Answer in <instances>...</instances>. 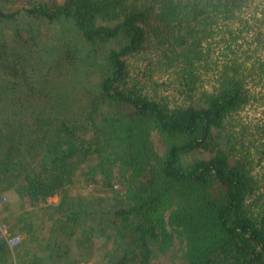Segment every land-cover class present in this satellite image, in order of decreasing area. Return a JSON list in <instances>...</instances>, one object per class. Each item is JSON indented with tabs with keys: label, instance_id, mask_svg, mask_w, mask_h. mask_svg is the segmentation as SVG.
Instances as JSON below:
<instances>
[{
	"label": "trees",
	"instance_id": "trees-1",
	"mask_svg": "<svg viewBox=\"0 0 264 264\" xmlns=\"http://www.w3.org/2000/svg\"><path fill=\"white\" fill-rule=\"evenodd\" d=\"M256 1L0 0V264H264Z\"/></svg>",
	"mask_w": 264,
	"mask_h": 264
},
{
	"label": "rangeland",
	"instance_id": "rangeland-1",
	"mask_svg": "<svg viewBox=\"0 0 264 264\" xmlns=\"http://www.w3.org/2000/svg\"><path fill=\"white\" fill-rule=\"evenodd\" d=\"M11 3H9V4L4 3L5 5H7L4 8L5 9H9V8L13 9L15 7V5L21 6L20 1H18V3H16L15 5H11ZM256 3L258 4L259 9H258L257 13H253V12L252 13L256 14L258 17H261V19H262V17L264 18V14L262 12V9H264V0H257ZM260 22H261V20L257 21V23H259V24H260ZM249 23L254 24V19H251L249 21ZM263 28H264V25H263ZM40 32H41V35L43 37V40H49L51 32L47 31L44 27L40 28ZM222 49H223V46L220 45L217 50L222 51ZM216 52H218V51H216ZM163 80L166 81L167 79L156 78L155 82L148 83L147 88H146L147 92L150 94H154L155 93L154 88L156 87L155 85L157 84L156 82L160 83ZM167 81L172 82L171 79H168ZM205 81H207V80H205ZM158 87L160 88L161 95L169 97V99H170L169 101L174 103V100L171 98L172 97L171 95H173L172 92L168 96V93L161 86L158 85ZM250 87H251V89H254V88H252V84H250ZM253 93H254L253 95H255L254 98L250 101V103L248 105H246L244 108H242L237 113H235V115H233L232 120H231L230 125H229L230 129H234L235 131L244 132L249 139H252L251 137H253V134H254V136H255V134H257V132L259 131L258 130L259 127L261 128V130H262V128L264 129V87L263 86L257 87L256 89L253 90ZM153 136H154L153 140H154V144L156 146V149L158 151H160L161 147H162L161 140L159 139V137L157 135H153ZM263 165H264V161H263ZM259 167L257 166L255 168L254 172H257ZM85 179H86L85 176H76L75 183L70 187V191H71V194L73 196H81V195L82 196H86V195H89V196L104 195V196H106L107 194H109V190L106 189L105 187H103L100 180L97 183H95V182L94 183H87L85 181ZM10 196H9L10 200L15 199V197L13 195H10ZM58 200H59L58 196H53L49 199L50 202H57ZM3 201L6 202L8 200L3 198ZM2 206H3V202L0 200V207H2ZM12 207L17 208V204L14 202ZM173 255H174V249L172 251L169 250L167 253L163 254L162 256H160L156 260V264H174L173 259H175V262H176L177 257H174ZM83 264H92V261L85 262Z\"/></svg>",
	"mask_w": 264,
	"mask_h": 264
},
{
	"label": "built area",
	"instance_id": "built-area-1",
	"mask_svg": "<svg viewBox=\"0 0 264 264\" xmlns=\"http://www.w3.org/2000/svg\"><path fill=\"white\" fill-rule=\"evenodd\" d=\"M19 242V237H14L11 241H10V243H11V245H16L17 243Z\"/></svg>",
	"mask_w": 264,
	"mask_h": 264
}]
</instances>
